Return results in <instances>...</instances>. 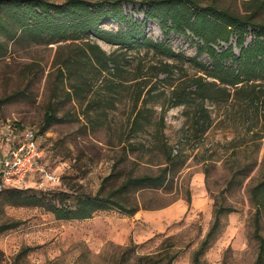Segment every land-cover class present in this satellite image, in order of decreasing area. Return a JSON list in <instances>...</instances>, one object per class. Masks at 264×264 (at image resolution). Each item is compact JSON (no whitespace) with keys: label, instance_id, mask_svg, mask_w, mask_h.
I'll return each instance as SVG.
<instances>
[{"label":"rangeland","instance_id":"1","mask_svg":"<svg viewBox=\"0 0 264 264\" xmlns=\"http://www.w3.org/2000/svg\"><path fill=\"white\" fill-rule=\"evenodd\" d=\"M84 1L99 12L116 0ZM157 1L122 0L121 5L143 20L146 7ZM183 1L247 20L246 44L264 26V0ZM0 18L7 24L0 28V155L7 154L11 134L31 130L55 177L31 174L18 188L22 193L0 191V229L12 226L0 231V264H196L206 239L199 264L256 263L264 208L257 217L250 189L263 174L264 69L249 85H223L202 66H214L207 53H199L202 40L188 31L166 34L157 21L146 22L144 30L171 47L175 57L121 48L86 32L80 39L37 34L21 29L11 8L1 7ZM100 27L129 29L117 21ZM236 40L232 36L230 44L239 54ZM93 45L112 58L107 66L98 62ZM226 65L236 67L232 60ZM199 79L217 83L206 99ZM224 87L229 98L220 90ZM170 152L179 158L169 166L166 185L133 186L119 196L138 209L134 214L115 208L63 220L18 200L37 194L59 202L55 193L65 191L75 205L78 196H95L101 186L107 196L128 177L160 173ZM221 207L226 210L217 222Z\"/></svg>","mask_w":264,"mask_h":264},{"label":"trees","instance_id":"2","mask_svg":"<svg viewBox=\"0 0 264 264\" xmlns=\"http://www.w3.org/2000/svg\"><path fill=\"white\" fill-rule=\"evenodd\" d=\"M122 0L111 2L108 7L102 6L98 10L92 11L94 4L86 3L84 0H67L65 3L57 4L47 0H0V8H11L13 16L17 17L19 27L35 31L37 34L50 32L54 38L64 39L72 36L73 39H80L81 32L90 33L99 39L110 44L120 46L121 48L142 47L155 49L170 57L176 54L171 47L163 42H156L148 37L144 25L148 21H157L160 27L169 34L175 31L180 34H187V31L203 41V45L198 44L199 53H207L213 60L214 66L207 70L209 76L219 81L223 85L235 87L249 85L259 76V70L264 69V26L255 29L254 39L246 44L247 34L250 23L247 20L225 11H210V9L194 5L189 7L188 3L183 0H159L150 3L144 10V19H134L132 15L126 13L122 7ZM117 21L125 23L128 31L113 32L102 29L100 26L106 22ZM7 25L0 18V28ZM73 33H69V30ZM71 34V35H70ZM236 36V46L240 53L235 52L234 46L230 44L232 36ZM219 42L226 43L227 47H222ZM216 46H220L219 51ZM99 57L98 62L107 66V62L112 58L107 56L98 45H93ZM232 60L236 67L227 66L226 61ZM197 87L201 93V98H208L206 92L210 87H215V81L204 82L202 79L196 80ZM239 89H242L241 87ZM225 93V98H229L231 93L227 87L221 88ZM212 98V97H209ZM53 117L46 115V121L50 122ZM137 121V119H136ZM135 121V122H136ZM260 135V133H257ZM179 155H168L167 165L157 175L144 174L136 177H128L116 190L107 196H102L103 186L95 196L80 195L77 203L71 205L68 203L69 193L65 191L56 192L54 198L46 195L30 194L18 196V200L26 205L41 206L52 212L57 219H88L94 216L98 211L118 209L123 213L134 214L137 208H129L123 203L120 195H126L131 187L140 189H159L166 185L168 180V169L171 164L176 163ZM110 177H106L107 181ZM15 188L16 193H22V189ZM251 201L257 206L256 216L264 208V160L263 174L258 183L252 185L250 189ZM225 208L221 207L216 212L218 222L219 214ZM12 226L2 227L0 231L11 228ZM256 234L260 242V255L255 264L262 262V252L264 251V235L260 234L257 228ZM211 233L209 234V236ZM208 239H206L196 253L195 261L199 264V255L206 248Z\"/></svg>","mask_w":264,"mask_h":264},{"label":"built area","instance_id":"3","mask_svg":"<svg viewBox=\"0 0 264 264\" xmlns=\"http://www.w3.org/2000/svg\"><path fill=\"white\" fill-rule=\"evenodd\" d=\"M8 142L7 154L0 155V191L22 187L31 174H41L55 181V177L46 170L44 149L33 131L11 134Z\"/></svg>","mask_w":264,"mask_h":264}]
</instances>
